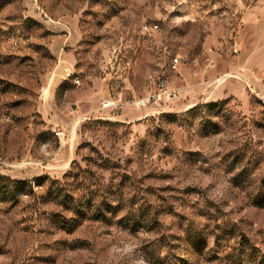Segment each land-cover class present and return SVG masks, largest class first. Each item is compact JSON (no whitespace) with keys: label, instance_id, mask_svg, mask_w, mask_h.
I'll list each match as a JSON object with an SVG mask.
<instances>
[{"label":"rangeland","instance_id":"1","mask_svg":"<svg viewBox=\"0 0 264 264\" xmlns=\"http://www.w3.org/2000/svg\"><path fill=\"white\" fill-rule=\"evenodd\" d=\"M157 80L178 99L135 107ZM241 261L264 264V0H0V264Z\"/></svg>","mask_w":264,"mask_h":264},{"label":"built area","instance_id":"2","mask_svg":"<svg viewBox=\"0 0 264 264\" xmlns=\"http://www.w3.org/2000/svg\"><path fill=\"white\" fill-rule=\"evenodd\" d=\"M154 28H156V26H154ZM150 29L151 28L146 25L142 27V31H148ZM174 62L177 63V60ZM157 88H158V91L156 93L146 98L135 101L133 103L134 106L137 108H145L147 105H150V104L159 105L161 102L172 101V100L178 99V95L176 91L167 89L163 81L157 80ZM118 108H119L118 105L112 101L101 102V109H110L111 113L116 112Z\"/></svg>","mask_w":264,"mask_h":264},{"label":"trees","instance_id":"3","mask_svg":"<svg viewBox=\"0 0 264 264\" xmlns=\"http://www.w3.org/2000/svg\"><path fill=\"white\" fill-rule=\"evenodd\" d=\"M212 105H202V106H196L194 107L193 109L189 110V111H196L200 108H204V107H207V108H210ZM18 189H21L20 187H22V184L21 183H18ZM83 209L85 210H88V211H94L96 212L97 209L95 207H93V205L91 204V201L90 200H84V201H80L77 205H74V208H73V214L74 215H82V211ZM83 216V215H82ZM240 260V259H239ZM239 264H249L248 261H241Z\"/></svg>","mask_w":264,"mask_h":264},{"label":"crops","instance_id":"4","mask_svg":"<svg viewBox=\"0 0 264 264\" xmlns=\"http://www.w3.org/2000/svg\"><path fill=\"white\" fill-rule=\"evenodd\" d=\"M105 101H106V100H105ZM102 102H103V101H102ZM103 110H108V111H109L110 109H103ZM111 114H112V113H111Z\"/></svg>","mask_w":264,"mask_h":264}]
</instances>
